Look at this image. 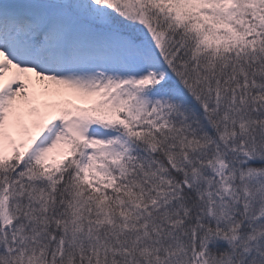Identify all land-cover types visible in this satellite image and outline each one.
<instances>
[{"label": "snow or ice", "instance_id": "obj_1", "mask_svg": "<svg viewBox=\"0 0 264 264\" xmlns=\"http://www.w3.org/2000/svg\"><path fill=\"white\" fill-rule=\"evenodd\" d=\"M0 264H264V0H0Z\"/></svg>", "mask_w": 264, "mask_h": 264}]
</instances>
